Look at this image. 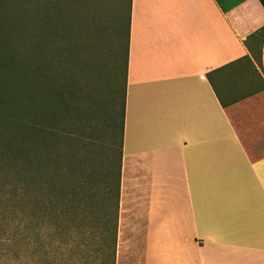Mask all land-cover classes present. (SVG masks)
I'll use <instances>...</instances> for the list:
<instances>
[{
	"label": "crops",
	"instance_id": "1",
	"mask_svg": "<svg viewBox=\"0 0 264 264\" xmlns=\"http://www.w3.org/2000/svg\"><path fill=\"white\" fill-rule=\"evenodd\" d=\"M262 28L259 0H131L118 223L139 264H264Z\"/></svg>",
	"mask_w": 264,
	"mask_h": 264
},
{
	"label": "trees",
	"instance_id": "2",
	"mask_svg": "<svg viewBox=\"0 0 264 264\" xmlns=\"http://www.w3.org/2000/svg\"><path fill=\"white\" fill-rule=\"evenodd\" d=\"M130 12L0 0V264H115Z\"/></svg>",
	"mask_w": 264,
	"mask_h": 264
},
{
	"label": "rangeland",
	"instance_id": "3",
	"mask_svg": "<svg viewBox=\"0 0 264 264\" xmlns=\"http://www.w3.org/2000/svg\"><path fill=\"white\" fill-rule=\"evenodd\" d=\"M133 232L122 228L118 223L115 264H139L142 246Z\"/></svg>",
	"mask_w": 264,
	"mask_h": 264
}]
</instances>
